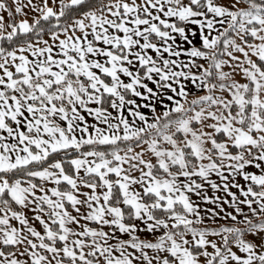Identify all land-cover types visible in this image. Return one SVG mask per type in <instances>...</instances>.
Listing matches in <instances>:
<instances>
[{"label":"snow or ice","instance_id":"snow-or-ice-1","mask_svg":"<svg viewBox=\"0 0 264 264\" xmlns=\"http://www.w3.org/2000/svg\"><path fill=\"white\" fill-rule=\"evenodd\" d=\"M0 264H264V0H0Z\"/></svg>","mask_w":264,"mask_h":264},{"label":"rangeland","instance_id":"rangeland-1","mask_svg":"<svg viewBox=\"0 0 264 264\" xmlns=\"http://www.w3.org/2000/svg\"><path fill=\"white\" fill-rule=\"evenodd\" d=\"M91 159V158H90ZM110 175H112V177L114 178V174H110ZM213 178L215 179V176H213ZM233 191H235V189L233 188ZM208 194L209 195H220V196H224V195H226L224 192H217L216 190H213V189H209V192H208ZM192 199L195 201V202H197V203H200V201H199V198L197 197V196H195V195H192ZM209 207H214V205H212L211 203H209V205H208ZM226 207H227V205H226ZM201 210H203V208L201 209ZM217 221L219 222V223H225L226 221H224L222 218H217Z\"/></svg>","mask_w":264,"mask_h":264},{"label":"crops","instance_id":"crops-1","mask_svg":"<svg viewBox=\"0 0 264 264\" xmlns=\"http://www.w3.org/2000/svg\"><path fill=\"white\" fill-rule=\"evenodd\" d=\"M91 119V118H90Z\"/></svg>","mask_w":264,"mask_h":264}]
</instances>
